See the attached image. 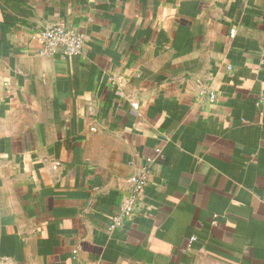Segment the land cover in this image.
<instances>
[{
	"label": "crops",
	"instance_id": "crops-1",
	"mask_svg": "<svg viewBox=\"0 0 264 264\" xmlns=\"http://www.w3.org/2000/svg\"><path fill=\"white\" fill-rule=\"evenodd\" d=\"M262 60L264 0H0L1 263L264 264Z\"/></svg>",
	"mask_w": 264,
	"mask_h": 264
},
{
	"label": "built area",
	"instance_id": "built-area-1",
	"mask_svg": "<svg viewBox=\"0 0 264 264\" xmlns=\"http://www.w3.org/2000/svg\"><path fill=\"white\" fill-rule=\"evenodd\" d=\"M41 39L44 49L40 55L49 57L54 55H60L64 58L78 56L85 44V38L83 34L73 31L61 23L44 29L41 33ZM261 63L264 64V60H262ZM199 94L207 96L208 100L211 102H213L215 99V94L213 91L203 90ZM263 102L264 97H260L257 105L262 104ZM90 131H93V128H91ZM57 166L58 164H56L53 169L55 170ZM148 177V170L143 169L139 174L129 178L128 182L131 186V194L129 195L127 205L119 208L117 215L114 216L109 222L108 230L119 228L122 226L124 219L130 218L132 216L133 210L135 208L136 195L146 188ZM260 201L264 204V188L261 192ZM217 219L218 215L212 216L211 224L215 225ZM195 241L196 238H191L189 240V244L191 245ZM0 264H2L1 259Z\"/></svg>",
	"mask_w": 264,
	"mask_h": 264
}]
</instances>
